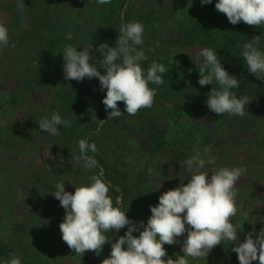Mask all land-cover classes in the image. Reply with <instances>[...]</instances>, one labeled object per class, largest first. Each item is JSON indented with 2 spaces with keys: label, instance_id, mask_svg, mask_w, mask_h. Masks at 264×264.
Masks as SVG:
<instances>
[{
  "label": "rangeland",
  "instance_id": "1",
  "mask_svg": "<svg viewBox=\"0 0 264 264\" xmlns=\"http://www.w3.org/2000/svg\"><path fill=\"white\" fill-rule=\"evenodd\" d=\"M196 2L24 0L21 15L16 0H0V23L8 28L10 42L0 46V248L7 249L0 255V264L10 261V253L21 264H102L110 256L111 243H105L98 254L86 251L83 255L63 241L59 225L65 209L52 193L56 185L64 182L65 191L74 194L75 186L91 183L90 177L102 169L114 207L126 212L129 220L146 225L150 206L157 205L160 195L178 187L181 180L188 182L191 173L184 161L204 148H210L205 160L216 158L215 165L206 163L202 170L209 176L219 167L247 168L235 185L237 215L232 221L240 230L239 242L254 229L255 236L264 228V123L253 138L250 130L257 122L185 109L184 84L170 82L167 76L172 66L165 63L173 65L184 55H192L195 64L203 63V57L197 60L203 48L178 41L182 31L195 25ZM127 22L144 26V42L137 47L148 57L141 62L145 76L153 61L171 69L163 75V84L149 82L156 92L152 107L129 115L124 103L118 102L122 115L108 119L111 110L106 111L102 103L106 95L99 79L66 80L63 51L68 45L78 51L86 49L90 63L99 67L102 57L96 49L102 43L115 47L119 28ZM253 28L252 36L260 37L262 46L264 27ZM180 103L183 106L175 112L173 107ZM54 112L71 121V127L57 125L58 134L41 131L36 122ZM100 120L105 121L102 126ZM80 139L96 144L98 168L86 170L77 159ZM43 220L49 223L41 224ZM127 229L126 225L106 235L115 242ZM186 237L187 232L177 238L178 243L164 245L165 260L183 255ZM234 246L222 242L207 258L187 259L189 264H239Z\"/></svg>",
  "mask_w": 264,
  "mask_h": 264
},
{
  "label": "clouds",
  "instance_id": "2",
  "mask_svg": "<svg viewBox=\"0 0 264 264\" xmlns=\"http://www.w3.org/2000/svg\"><path fill=\"white\" fill-rule=\"evenodd\" d=\"M99 4H108L111 0H97ZM212 0H201L202 5L211 4ZM17 11L24 13V0H16ZM217 11L225 14L228 21L236 25L244 22L249 26L264 27V0H218L215 4ZM119 37L115 47L107 43L100 44L96 49L102 57L99 67L90 63L91 57L85 49L78 51L68 45L63 51L64 74L66 80L82 81L84 78L99 79L101 89L107 90L102 103L105 109L111 110L108 119L118 118L122 115L118 102H123L126 113L136 115L142 108L153 105L156 92L149 87V82L163 84V75L168 69L162 63L151 62L145 69L141 62L147 61L145 51L137 46L143 45L144 26L140 22H127L120 26ZM260 37L253 42L243 45L242 58L248 71L257 79L264 80V52L256 44ZM8 28L0 23V46H9ZM11 47L15 48L12 43ZM203 57V63H198L201 86L215 84L208 93L207 107L217 115L230 114L243 117L245 106L250 102L248 97L238 98L231 91L239 87L238 79L223 67L216 51L203 48L197 53V60ZM99 69H104L105 74ZM191 71V70H190ZM105 121L100 120V126ZM41 131L58 134L57 125L71 127V121L63 120L59 113H52L38 122ZM80 155L86 170L99 167L94 155L97 146L89 144L85 139L78 142ZM210 148L203 152L197 151L195 155L184 161L187 171L191 173L185 184L183 180L178 187L165 191L159 197L157 205L150 206L151 216L146 225L143 221L138 224L129 220L126 212L120 207H114L113 199L109 195L110 186L99 174L90 177L91 183L75 186L74 194L65 191V183L56 185L54 197L60 201L65 209V216L60 223L63 241L74 253L85 254L86 251L101 252L105 243H111L110 256L102 264H189L188 257L193 259L207 258L208 254L222 242L235 245L232 251L238 254L239 264H252L259 261L264 264V228L258 233H247L244 242H239L238 225L232 218L237 215L235 197L236 182L247 172L242 167H219L209 176L202 171L206 163L215 165L216 158L207 156ZM152 169H149L151 173ZM121 204V199H116ZM245 220H248L245 214ZM48 220L41 224L47 225ZM128 226L127 232L115 242L109 240L106 233L115 230L119 232ZM187 225V228H186ZM139 232V236L133 235ZM187 232L183 240L181 251L175 254L177 258L167 256L164 245L178 243V237ZM126 246V247H125ZM7 264H21V260L14 254Z\"/></svg>",
  "mask_w": 264,
  "mask_h": 264
},
{
  "label": "trees",
  "instance_id": "3",
  "mask_svg": "<svg viewBox=\"0 0 264 264\" xmlns=\"http://www.w3.org/2000/svg\"><path fill=\"white\" fill-rule=\"evenodd\" d=\"M217 2L218 0H212L211 4L202 5L201 0H197L196 10L198 11V17L194 21L195 25L191 29L187 28L186 31H182L178 41L181 42L183 40L185 46H197L199 50L201 48H211L217 52L223 67L230 75H234L238 79L239 87L231 91L235 92L238 98L248 97L250 100L245 106V115L243 117L231 115L232 120L249 119L251 122H257L258 126L253 127L250 131L253 138L258 137L257 135L261 131L260 127L264 123V80L257 79L254 74L248 71L241 55L245 43H255L252 36L254 28L244 22L236 25L231 24L225 14L216 10L215 4ZM259 31H261V28H259ZM260 44H256V46L261 52H264V40L263 45L260 46ZM196 63L198 64V61ZM197 64H195L192 55H184L177 62H173V65L165 63L167 67L172 66V71H169L171 69L169 67L167 76H169L170 82L175 80L178 84H184L185 96L183 98L187 102L185 109L203 110L205 113H210L211 110L206 105L208 93L214 86L217 88L219 86L215 84L201 86L198 83L200 75ZM103 92L106 95L107 90L105 89ZM176 106L173 107L175 112L183 104L180 103V105L177 104ZM88 154L94 155L96 159H99L97 155L91 152ZM6 250L1 247L0 255L5 254Z\"/></svg>",
  "mask_w": 264,
  "mask_h": 264
}]
</instances>
